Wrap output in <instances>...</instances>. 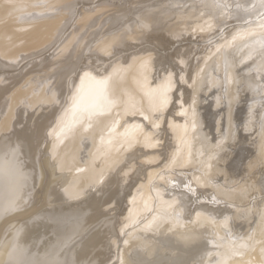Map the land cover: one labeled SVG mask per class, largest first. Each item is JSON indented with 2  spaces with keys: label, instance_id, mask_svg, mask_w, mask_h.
I'll return each mask as SVG.
<instances>
[{
  "label": "bare ground",
  "instance_id": "1",
  "mask_svg": "<svg viewBox=\"0 0 264 264\" xmlns=\"http://www.w3.org/2000/svg\"><path fill=\"white\" fill-rule=\"evenodd\" d=\"M9 1L10 0H0V62L4 61V63L0 65L5 64L6 62L8 63L6 65H13L15 63L14 58L22 51H28L27 53L29 54L40 49L42 44H38L39 42H43V37H46L48 33L50 34L52 30L54 31L51 35H54L56 32L59 34L60 31L63 30L64 26L69 24L68 21L75 20L78 25L71 31L66 39L63 40V36L62 39H58L56 41L57 38H55V40L51 42V44L55 42L54 45L51 46L50 44V46L46 48V53H44V55L50 54V57L55 59V56L60 52V49L68 45L70 39L72 38L71 36L80 33L79 27L82 24L81 20L83 18L87 19L90 11L96 8V6L93 8L85 7L82 13H77L72 9L76 5L75 1H73V3L71 2L72 4L70 3L69 7H67L69 0H57L56 4L60 7V9L53 11L48 8L41 14H34L33 17L14 14H10L6 17L4 16L5 9L1 7ZM13 1L27 2L28 0H12V2ZM234 1L235 0L231 2L233 3ZM241 1H245L243 6L242 4L241 6H238L237 3L239 1H236L237 7L235 9L241 7L239 8V11L233 10L232 8L234 7L230 8L233 11H230L229 9V15L231 13L230 16H233V14L236 16L243 15L242 19L246 20L249 17V19H252L257 18L261 10H264V0ZM248 1L253 4H257L256 6H258V8L256 7L250 10L251 5L252 7H254V5L251 3L249 4ZM228 2H226V4H228ZM101 3L105 4L106 1ZM106 6L111 5L107 4ZM229 6L230 5L228 4V7ZM165 8L170 10L168 13L169 18L165 17L167 11L162 12L158 16L152 15L154 11L163 10ZM179 8L178 10L175 9V11L172 6L167 5L162 7L154 4L148 10H144L145 8H143L140 12V17H155L151 26L144 25L141 21L134 18V20H132L134 23L128 24L122 27L119 31L115 32L117 41H112L111 39L104 40L110 38L112 35H115V33H110L106 37L101 35L97 40H95L94 36H92L94 40L92 39L90 42L94 43V45L96 44V48L91 49L90 51L93 53L98 52L107 58V55L109 56L112 54V52L107 51V49H109V45L107 46V44L112 45L113 48L111 50H113L114 47L116 49L118 46H125L128 48L130 46L128 42L129 39L132 38L135 33H139L140 30L145 31V33L151 31L152 29L154 32L164 31L165 35L175 38V34H172L174 33L172 28L177 26L180 21L185 20V16L188 13V11H186L188 10L187 8ZM202 8L204 9V6ZM68 14L70 15V19L68 17L62 24V19H64L63 17ZM122 14H125V12ZM41 15L48 16V19L44 20L43 18H40ZM169 19H173V23H167ZM261 19L262 18L259 20ZM230 24L232 23H228V25ZM135 25L138 26V32L132 33ZM256 25L258 26L257 22L254 26ZM178 27L181 28V26ZM177 30L178 28L175 31ZM262 31L264 32V30ZM260 32L261 31L255 30L251 32L246 31V33H241L239 36L235 37L233 42L243 41L244 39L248 40L254 34H259ZM193 34L194 33H192V35ZM58 36L57 37L60 38V34ZM152 39L156 43L160 40L159 37H152ZM258 41L260 42L263 40ZM254 42L255 41L253 40L251 41V43ZM259 42L256 43L257 45L254 48L253 57L250 58L252 59L250 62L254 63L253 67L256 65V60H258L257 58H260L261 63L264 64V43L261 44L260 42L259 44ZM250 45L252 46L253 44H249V46ZM121 49L123 50V48ZM124 50L126 51V49ZM143 50L145 51V49ZM143 50L141 48L139 51L133 52L128 56L120 57L115 61H110L108 64L107 62L109 59L104 60V63L107 65H105V68L102 69L103 71H101V74L107 73V76L109 77H106L108 79L104 77V80H98L95 76L91 77V73L82 71L83 73H81L80 76L77 78L75 77L70 81H68L69 75H60L53 78L50 83L48 80L44 83H39L40 86L38 89H40V91L36 92V98L29 104V108L26 109V113H24L22 117L17 115L19 111L15 110L17 111L15 112L11 107L12 105H6L7 100L1 101V99L8 98L11 94L17 95V93H7L5 88L0 87V139L3 137L4 140H8L7 138L11 137L6 135H11L13 133V143H15V145L18 144L16 145L17 148L15 147L14 150H9L7 148L8 141L4 143L2 142L4 140H0V264L58 263L62 256L61 254L63 253L65 244L67 245V242L73 237L69 235L74 231L73 229L75 225L72 226L73 229L70 227L72 229L71 233L66 229L69 231V235L65 236L63 239H59L65 234L61 230L56 231L53 229L56 228V226L53 224L54 222H50V218L54 212H56V210L60 211L61 208L72 207L74 212L82 214L79 218H77L79 220L82 219L80 221H85L88 217L87 221L90 222L88 219L92 218L90 217L91 215L95 216V218H99L101 215L100 213L106 208V205L113 206L111 196H114L116 194V190L121 188V184L124 183L123 181L128 176V173L137 170H135V158L138 151L136 150V152H134L135 149L133 150L137 139H139L140 136L141 138L145 136L148 143L151 144H148L149 146H152V144L156 145L157 142L161 141L160 139L155 138L153 134L147 132V124L154 126L157 125V122L153 118V113L157 110L159 111L160 108L164 109L166 107L165 104H167L168 101L167 88L171 89L172 84H170V81L176 76V72L175 69L169 68L161 76L153 78V72H150L151 70L149 69V64L155 65L156 58L153 59L154 56L150 57L152 59L151 62H149V57L145 58V55L150 50H147L145 55H142L145 57H142L140 55L144 52ZM188 51V46L185 48L182 47L175 57L174 55L172 56L176 58V60L179 59L182 62L184 61L183 58H186ZM234 52L235 50H231V52L227 54L228 56L224 61L228 64V68L231 67V70L233 66H235L232 64L234 62L233 59H231V53ZM44 55H39V58H36V60H32L27 64H31V66L35 65L38 63L39 59L44 58L41 57ZM46 58L44 60L45 63H49L52 60L51 58ZM129 60L130 62L132 61L130 65H128ZM9 61L14 62L10 64ZM42 61L43 60L39 62ZM185 61L182 62V64H184ZM206 62H209V59L208 61L206 60ZM263 69L264 65L252 75L254 76V83L251 80H248V92L249 90L251 91V89L253 91V87H257L264 91ZM222 71L223 70H221V74ZM187 75L185 74V78H187ZM164 78L168 80V82H165L166 85H164V87L158 86ZM213 80L215 82L219 81L215 78V76L213 77ZM58 83L61 84V87L56 85ZM103 84L107 85V92L109 94V111L105 112L101 110L102 112L100 113L98 108L96 109L94 106L98 100V95L102 94L105 90V87L102 88ZM213 85L214 83L209 86L212 87ZM67 87H70L68 92H66ZM75 89L80 90V95L77 97L76 101V96H72V92H74ZM199 89L200 85H197L195 90ZM55 90H57V92ZM27 92L28 94L26 95H32L33 88L30 87V90H27ZM184 94V91L180 94L181 99ZM20 99L21 98L19 96L18 100ZM68 102H71V104ZM99 102L100 101H98V103ZM212 103L216 104V100L212 101ZM68 104L71 106L68 107ZM100 105L101 104H99V106ZM94 109L99 112L96 113V110ZM85 110L88 113H92L90 115L91 118L82 119L84 115L83 112ZM259 112L260 110H257L251 119H256ZM72 114L77 115V120L72 118ZM139 116L142 118H139ZM60 117L62 120L59 122V125H57V129L50 130L54 122L61 119ZM148 120L150 122H148ZM50 121L51 123H49ZM70 121L73 122L70 123ZM76 121H78V123H76L75 130L71 133V138L69 137L68 140L70 139L71 141H75L77 144L71 143V147L68 144H65L64 149L62 146L64 144L63 142L66 141L65 135L66 131H68L67 127L70 128L69 126ZM186 125L183 126L176 123L172 127L174 131L176 130L179 133ZM223 125L221 127L222 130L224 128ZM250 127L252 126L248 125L247 128ZM176 131L175 134H178ZM46 133H50L49 137L46 136ZM251 136H253L252 132L250 134V137ZM262 140H264V133ZM262 142L264 143V141H261V143ZM61 144L62 146H59ZM42 145H44V152L42 151ZM156 147H158V145ZM255 151L256 148L253 150V155L255 157L253 161L257 160V163H261V165L263 164V167L260 169L261 171L264 169V145H260V157L255 155ZM159 154L160 152L154 150L150 153H146V157H143L138 161L140 162V168H144L149 165L153 159L156 161L160 157ZM169 154H171V148L169 150ZM177 154L178 151L176 149L174 155L176 156ZM174 155H172V157ZM189 162L190 161L187 160L186 166V163H184L187 170L190 169V164H188ZM257 163H250V168L256 166ZM147 172L149 177L156 174V170H152L151 168H147ZM187 173L188 175L189 173L190 175L194 174L191 170H180L179 172V174ZM190 175L189 178L187 176L186 178L187 182H190L191 187L189 185V188L191 190L188 193H185L184 191L180 192L177 187L172 190V195L176 196H173V199L163 197L168 196L166 192L168 187H174V185L169 181L171 177L166 178L169 184L163 183L165 187L162 186L163 188L158 189L157 192L158 198L160 195H163L162 200H160V197L159 201L164 203V212L159 211L160 215L157 216V219L155 218V220L150 222L149 227L147 228L148 230H152V232L156 235H153V233L152 235L143 234L140 241H138V245H136L134 249H130V246L129 248L125 247V249V245L123 246V249L121 246L122 255L118 264H183V261H186L187 259L190 261L189 263L186 261L188 264H264V224L262 223L260 226H257L253 232L244 234L245 236L248 235L249 240L244 241V243L241 240L242 242L239 243L240 240L236 239L239 236L235 237L233 234L235 232L234 227L231 228L230 226L228 231L226 230L225 223L227 222L226 220H231V214H235V212L240 211H238L237 208L232 207L231 211L233 213H227L223 210L225 206L224 204L220 203V206H218V204L210 202L212 204L211 206L208 205L209 203L195 202L193 198L195 199L194 195L196 193H198V197L206 196L209 198L206 193V195L201 194V192L205 191L203 186L207 185V181L206 179H198L194 177V175L192 176L193 179H190ZM254 175L256 176L257 172L252 175V178H250H255ZM45 177H47V180H45ZM88 181H91L90 183L99 184L100 186L98 191H94V193H92L91 190H88ZM140 183L136 186L137 190H139L138 188L140 187ZM247 184H249L248 181L246 182V185ZM243 187L239 190H242ZM107 190H111V194L108 195ZM225 190L228 191L230 189L223 188L221 192H216L217 195H219L216 196H226L227 193ZM145 196V194L144 196H140L137 193H133L130 200V206L135 205V207L140 208L143 205L142 203ZM178 196L184 197L180 203ZM247 201L248 198H245L244 203ZM51 204H60V206H51ZM33 207L34 209H30L29 211V208ZM54 207L56 210H54ZM108 208L109 206H107L106 209ZM220 209L221 211L219 212ZM224 209H226V207ZM111 210L109 208L108 213H111ZM138 210L139 209L134 208V206L133 208L131 207V210H129L127 214L124 216L122 215L123 217L121 216V219L125 220L123 223L135 218L136 211ZM64 213L65 212H63V216L66 215V213ZM26 214H28V216L24 218L23 216ZM261 215L263 216L264 212H262ZM216 217H220L221 220ZM72 218H74V216ZM100 218L102 220V217ZM112 218L113 217L108 215L103 220L111 223ZM58 219L60 220V217H58ZM230 223H232V221ZM79 224H77V226ZM226 224L229 225V222ZM107 225H105V227ZM81 227H83V225ZM186 229L188 231H186ZM257 229H261L262 232L258 233L256 231ZM188 232L189 236L187 235ZM254 234L255 236L257 235V238L260 237L261 239L255 240V236L253 237ZM108 235L109 231L106 228L100 232H94V234L89 236V238H87V240L83 243V246L81 245L77 249V253L75 255L76 261L78 260L77 264H94L97 260H99L100 255H103L98 250L101 251L104 249L103 251H105L108 248V238H110ZM135 244L136 243H134V245ZM136 250H140L139 252L141 253H136ZM185 253L187 256H185ZM196 253L199 254L198 258H194V261L192 262L190 257ZM63 259L65 260V258Z\"/></svg>",
  "mask_w": 264,
  "mask_h": 264
},
{
  "label": "rangeland",
  "instance_id": "2",
  "mask_svg": "<svg viewBox=\"0 0 264 264\" xmlns=\"http://www.w3.org/2000/svg\"><path fill=\"white\" fill-rule=\"evenodd\" d=\"M73 1H75L76 5L72 9L77 13H82L85 7L93 8L96 6V8L90 11L87 19L83 18L81 20L82 24L79 27L80 33L71 36L72 38L70 39L68 45L60 49V52L57 54L58 56H55V59L51 58L50 54L44 55V53H46V48L50 46L51 42L55 40V38H57L56 41L58 39H62L63 36V40L66 39L71 31L78 25L75 20L68 21L69 24H66L63 30L59 33L60 38H58L59 34H57V32L54 35H51L54 31L52 30L50 34L48 33L46 37H43L44 39L42 43L39 42L38 45L42 44L41 48L39 47L40 49L29 54L27 53L28 51H22L14 58L15 63L13 65H6L8 64L7 62L3 65H0V87L5 88L7 93H17V95L11 94V96L1 99V101L7 100L6 105H12L11 107L12 109H14V111L18 110L19 112L17 115H19V117H22L24 113H26V109L29 108V104L32 103L36 98V92L40 91V89H38V87L40 86L39 83H44L46 80H48V82L50 83L53 78L60 75H69L68 81H70L71 79L80 76V74L83 73L82 71L91 73L90 76H95L98 80H104V77L108 75L107 73L101 74V71H103L102 69L105 68V65H107L110 61H115L120 57L128 56L133 52L139 51L141 50V48L142 50L145 49V51L143 50L144 52H141L142 54L140 56L145 55V52L147 50H150L146 53V57H142H149V62H151L152 59L150 57L154 56L153 59L156 58L155 65L149 64V69L151 70L150 72H153V78L161 76L169 68L175 69L176 76L173 77L170 81V84H172L171 89L167 88L168 101L167 104H165L166 107L164 109L160 108L159 111L157 110L153 113V118L157 122V125L154 126L147 124L148 131L147 129L146 131L153 134L155 138L160 139L161 141L157 142L156 145L152 144V147L149 146L151 144L148 143L145 136L142 138L140 136L139 139H137L135 148H133V150L135 149L134 152H136V150L138 151L135 158V170H137L128 173V176L123 181L124 183L121 184V188H118V190H116L115 192L116 194L114 196H111L113 198H111L113 206L106 205V208L107 206H109L110 210L112 209L111 213H108L109 208H105L106 210L103 209V213H100V217H102V220L100 217L95 218V216L91 215L90 217L92 218L88 219L90 220L89 222L87 221L88 217L85 219V221H80L82 219H77L82 214L74 212L72 207L61 208L60 211H57L54 207V210H56V212H54V210L52 209L54 214L56 215L55 216L53 214L50 218V222H54L53 224L56 226V228H52L56 231L61 230L65 234L62 235V237L59 239H63L65 236L69 235V231L71 233V230L73 229L72 226L75 225L73 229L74 233L72 232L69 235L71 237L73 236L72 238L74 239L71 238V240L67 242V245L65 244L63 253L61 254L62 256L60 260H62L63 258H65V260H59V262L56 264H77L78 260L76 261L75 258L77 249L81 245L83 246V243L87 240V238H89V236L94 234V232H100L106 228L109 231L108 237H110L108 238V248L105 251H103L104 249H102L101 251L103 253L98 250L103 256L100 255L99 260H97L94 264H118L121 260L122 248L124 245V248H129L130 246V249H134L136 245H138V241H140L143 234L152 235L153 233V235H156L154 232H152V230H148L147 228L149 227L150 222L155 220V218L157 219V216L160 215L159 211L164 212V203L159 201L160 197V200H162L163 195L161 196L159 194L160 197L158 198L157 192L158 189L165 187L163 183L169 184L166 178L171 177L169 181L174 185V187H168L166 189L169 197L163 196L165 198L173 199V196L175 195H172V190L177 187L180 192L184 191L185 193H188L191 190L189 188L190 182L188 183L186 178V176L189 178L190 173L189 175L188 173L179 174L180 170H191V172L194 174L190 175V179H193L192 176L194 175V177L198 179H206L207 181V185H204L202 183L204 185L203 188L205 189V191L201 192V194L203 195L206 193L209 198H207L206 196L198 197V193H196L194 195L195 199L193 198L195 202L198 201L201 203H209L208 205L211 206V203H216L218 204V206H220V203L224 204V208L226 207V209L223 208V210L227 213H233L231 211L232 207H235L238 209V211H240L235 212V214H231V220L225 219L227 222H229V225L226 224L227 222L225 223V227L228 231L230 226L231 228L234 227L235 232L233 234L235 237L239 236L236 238L240 240L239 243L242 241L244 243V241L249 240L248 235L245 236L244 234L253 232V230L257 226H260L262 223L264 224V215H261L262 212H264V169L260 171V169L263 167V164L261 165V163H257V160L253 161V159H255L253 150L256 148L255 155L257 157H260V145H264L263 142L261 143V141H264L262 140L264 133V91L260 90L257 87H253V91L252 89L251 91L249 90V92L247 90L249 85L248 80H251L254 83V76L252 75L259 68H261V66L264 65L261 63L260 58H257L258 60H256L255 67H253L254 63L250 62L252 60L250 58L254 55V48L257 45L256 43L259 42L258 40H263L260 42L261 44L264 43V35H261L264 34V32L262 31L264 30V10H261L257 18L249 19V17L247 18L248 20H245L242 19L243 15L236 16L233 14V16H230L231 13L229 15L230 11H239V8L241 7L235 9L237 5L241 6L242 4L243 6V3H245V1L241 0H235L233 3L231 2L233 0H228L230 2H228L227 0H69L67 7H69V4L71 2L73 3ZM105 1V4L101 3ZM225 1L228 2V4L230 5L229 7ZM236 1H239L237 5ZM248 2L249 4H253L250 1ZM56 3L57 0H28L27 2H12V0H10L1 8L5 9L4 16L6 17H8L10 14L33 17L34 14H41L48 8L52 9L53 11L56 9H60V7ZM107 4L111 6H106ZM153 4L162 7L167 5L172 6L174 10H178L179 7H182V9H188L186 10L188 11V13L185 16V20L180 21L177 26H174L172 28V30L174 31V33L172 34H175V38H172L168 35L171 38L170 39L167 35H165L164 31L154 32L153 29H150L151 31L145 33V31H141L139 29L140 32L135 33L133 37L129 39L128 42L130 46L128 48H126L125 46H118L116 49L114 47V49L111 50L113 48L112 45L107 44V46L109 45V49H107V51L112 52L111 55H107V58L106 56L99 54L98 52L93 53L92 51H90L91 49L96 48V44L94 45V43L90 42L93 39L92 36H94L95 40L99 39L101 35L103 37H106L110 33L119 31L122 27L128 24L134 23L132 22L134 18L138 19V21H141L144 25L151 26V23L153 22L155 17H140L139 15L143 8H145L144 10H148L151 8V6H153ZM253 5L254 7H252L251 5L250 10L256 7L258 8V6H256L257 4ZM203 6L204 9L202 8ZM230 8H232L233 10ZM225 10L227 11V13ZM164 11H167L165 17L169 18L168 13L170 12V10L168 8H165L163 10H156L152 13V15L158 16ZM124 12L125 14H122ZM68 17L70 19L69 14L63 17L64 19H62V24L65 22V20H67ZM40 18L46 20L48 19V16L41 15ZM260 18L262 19L259 20ZM256 22L258 26H254ZM167 23H173V19H169ZM228 23L232 24L228 25ZM178 26H181V28ZM177 28L178 30L175 31ZM133 29L134 30L132 33L138 32L137 25H135ZM253 30L261 31L262 33H256L251 38L249 37L250 39L248 40L244 39L243 41L233 42L235 37L239 36L241 33H246V31L251 32ZM191 32L194 34L192 35ZM203 33H205L206 35ZM185 34L188 36H186ZM204 35L205 39L203 38ZM257 35H259L260 37ZM152 37H159L161 41L158 40L156 43L153 41ZM109 39H111L112 41H117L116 33L110 38L104 40ZM252 40L255 42L251 43ZM159 41L162 43H160ZM54 43L51 44V46L54 45ZM249 44L253 45L249 46ZM187 46L189 47V51L187 52L186 58L184 57L183 59L184 61L186 59L188 60L185 61L184 65L182 64V62L184 61L181 62L179 59L176 60V58L174 57L178 54L179 50L182 47L185 48ZM121 48H123V50ZM228 48L230 51L228 50ZM124 49H126V51ZM231 50H235L234 53H231V59H233L234 61L233 63H231L235 65L233 66L232 70L231 67L228 68V64L224 62L228 56L227 54L231 52ZM39 55H44L41 56L44 58L39 59V61L43 60L42 62L38 61V63L33 66H31V64H27L32 60H36V58H39ZM172 55H174V57ZM46 57L51 58L52 60L49 63H45L44 60ZM108 59L109 61L107 62V64L104 63V60ZM205 59L207 61L209 59V62H206ZM9 62L11 64L14 61ZM128 62V65L132 63V61L130 62V60ZM2 63H4V61L0 62V64ZM221 70H223L222 74ZM185 74H188L186 76L187 78H185ZM214 76L219 81L215 82L213 80ZM165 82H168L166 78H164L161 81V84L158 86L164 87V85H166ZM212 83H214V85L212 87L209 86ZM56 85L61 87L60 83ZM197 85H200L199 90H195L197 88ZM106 86L107 85L103 84L102 88L105 87V93L103 92L102 94L98 95V100L96 99L97 101L94 106L96 107V109L98 108L100 113L102 111H109V94L107 92ZM30 87L33 88V94L26 95L28 94L27 90H30ZM69 88L70 87H67L66 92H68ZM55 91L57 92V90ZM183 91L185 94L181 99L180 94ZM79 95V89H75L74 92H72V96H76L75 101L77 100V97ZM19 96L21 98L20 100H18ZM214 100H216V104L212 103V101ZM98 101L100 102L98 103ZM68 103L71 104V102ZM69 104L68 107L71 106ZM99 104H103L104 106L100 105L102 107L101 108ZM104 107L107 110H105ZM98 110H96V113L99 112ZM257 110H260L257 118L254 120L251 119V117L255 115V112ZM83 113L84 115L82 119H87L92 114L91 112L88 113L86 110ZM75 114H72V118L74 120H77L78 117L76 118L77 115ZM139 118L142 117L139 116ZM61 120L62 118L55 121L50 130H56L58 127L57 125H59V122ZM51 121L49 123H51ZM72 122L73 121H70V123ZM148 122L150 121L148 120ZM76 123H78V121L74 122L70 126L68 125L70 128L67 127L68 131H66L65 135L66 141L63 142L64 144L62 143L63 146L62 144L59 145L64 149L65 144H68L69 146L71 143L77 144V142L75 141H71L70 139L68 140L71 133L75 130ZM176 123L183 126L186 124L187 125L183 129H181L179 133L175 130L176 133H178L175 134L172 126ZM222 125L224 127L223 130L221 128ZM248 125H251L252 127L247 128ZM251 132L253 133V136L250 137ZM49 134L50 133H46V136L49 137ZM6 136H9L11 138H7L8 140H4V138L2 137L0 140H4L2 141L4 143L8 141L7 148L9 150H14L15 147L17 148L16 145L18 144L15 145V143H13L14 134L12 133L11 135ZM157 145L158 147H156ZM43 146L44 145H42V151L44 152L45 150ZM170 148L171 154H169ZM176 149L178 151V154L175 156L174 154ZM153 150L160 152V157L156 161L153 159L152 162L149 163V165L144 167L145 169L140 168V162H138L139 159L146 157L145 154L150 153ZM172 155L174 156L172 157ZM187 160L191 162L188 163L190 164V169L188 170L187 168H185V166L187 165ZM184 163H186L185 166ZM250 163H257V165L250 168ZM147 168L156 170V174L149 177ZM256 172L257 175H254L255 178L253 177V179H251L252 175ZM256 178H258L259 180ZM45 180H47V177H45ZM247 181L249 182V184L246 185ZM90 182L91 181H88L87 183V189L91 190L92 193H94V191H98L100 185ZM139 183L140 187L138 188L139 190H137L136 186ZM241 187H243L242 190H239ZM223 188H229L230 190H225V192L227 193L226 196L217 197L219 196L217 195L218 191L221 192ZM110 192L111 190H107L108 195L111 194ZM133 193H137L140 196H144V194L146 195L142 203L143 205L140 208L135 207V205L130 206V200ZM178 197L180 203L182 199H184V197ZM244 197L248 198V201L246 203H244ZM51 206L58 207L60 206V204H51ZM133 206L134 208L139 209L138 211H136V217L131 219L130 221L123 223L125 220L121 218L125 214H127L128 211L131 210V207L133 208ZM30 209L33 210L34 207L29 208V211ZM220 211L221 209L219 210V212ZM63 212H65L66 215L63 216ZM108 215L113 217L111 223L103 220ZM27 216L28 214L23 217L25 218ZM70 216H74V218ZM58 217H60V220L58 219ZM56 219H58L59 221ZM218 219L221 220L220 217ZM54 220L57 222H55ZM231 221L232 223H230ZM77 224H79L78 226L83 225V227H78ZM104 224L108 225L105 227ZM66 229L69 231H67ZM186 231L188 230L186 229ZM256 231L258 233L262 232L261 229H257ZM187 235L189 236V232ZM254 236L255 234L253 235V237ZM255 238V240L261 239L260 237L257 238V235L255 236ZM133 242L136 244L134 245ZM68 243L70 244V246ZM139 251L140 250H136V253H141ZM196 254L192 256L193 258L190 257V260L192 262L194 261V258H198L199 254ZM185 256H187L186 253ZM186 261H188V259ZM186 261H183V264H188L190 262L188 261L187 263Z\"/></svg>",
  "mask_w": 264,
  "mask_h": 264
}]
</instances>
